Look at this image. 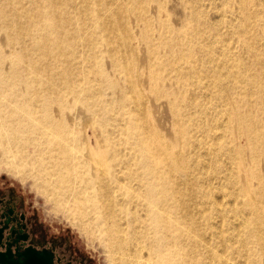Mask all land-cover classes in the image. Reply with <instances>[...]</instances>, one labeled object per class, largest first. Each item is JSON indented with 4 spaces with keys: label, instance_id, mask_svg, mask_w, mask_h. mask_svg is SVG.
Returning <instances> with one entry per match:
<instances>
[{
    "label": "bare ground",
    "instance_id": "6f19581e",
    "mask_svg": "<svg viewBox=\"0 0 264 264\" xmlns=\"http://www.w3.org/2000/svg\"><path fill=\"white\" fill-rule=\"evenodd\" d=\"M201 2L0 1V163L110 264H264V41L219 58Z\"/></svg>",
    "mask_w": 264,
    "mask_h": 264
},
{
    "label": "rangeland",
    "instance_id": "374dc122",
    "mask_svg": "<svg viewBox=\"0 0 264 264\" xmlns=\"http://www.w3.org/2000/svg\"><path fill=\"white\" fill-rule=\"evenodd\" d=\"M186 3L188 4L189 0H166V6L171 10H176L181 4ZM201 3L205 12L206 22L210 25H212V23L216 25V28H209L212 33H217L215 40L217 44L215 43L214 45L216 49V52L214 51L215 55L220 58L225 50L224 48H226L231 54L238 56V67L245 64L246 68L252 69L251 66L254 67L251 64L253 58L250 57L252 51L248 52L238 39H240L239 36L249 41L253 39L250 42L252 45L257 42L259 37H263L264 41V20H254L250 17L248 19L249 23L245 24L248 20L244 21L241 14L240 0H202ZM24 5H27V2L24 1ZM254 7L255 5L251 6V9ZM262 14L264 16V12ZM257 16L262 15L258 12ZM173 25L180 28L182 23L180 19H176L173 20ZM219 35L221 39H223V42H225V45L221 41H218L217 38ZM173 41L174 39L171 40L172 43ZM173 44H175V42ZM260 59L261 65L263 66L264 57ZM232 63L228 65L230 66L228 70H231V72L237 68V66ZM229 71L228 73L230 74L231 72ZM229 79V83L232 87L235 86L237 83L236 79L230 76ZM254 99H256V97L253 98L252 102ZM20 134L22 135L24 133ZM25 150L31 151L32 148L31 146H27ZM6 167L8 166H4L0 163L1 187L9 186L19 191L29 205H34L40 219L51 225L55 234L67 237L76 250L89 257L92 264H110L107 252L99 243L98 239L90 233L86 235L80 233L78 227L74 224L72 211L75 209L76 204L69 201L56 209L53 197L45 192L42 185L43 183L38 178L39 176L44 181L43 177L39 175L37 168L34 167L33 164L30 165V167L23 166L21 168H14L18 171V175L16 174L17 176L10 174L6 170Z\"/></svg>",
    "mask_w": 264,
    "mask_h": 264
},
{
    "label": "flooded vegetation",
    "instance_id": "af4514ba",
    "mask_svg": "<svg viewBox=\"0 0 264 264\" xmlns=\"http://www.w3.org/2000/svg\"><path fill=\"white\" fill-rule=\"evenodd\" d=\"M25 249L44 252L51 264H92L67 237L55 234L19 191L0 186V255L16 258Z\"/></svg>",
    "mask_w": 264,
    "mask_h": 264
},
{
    "label": "water",
    "instance_id": "95a60500",
    "mask_svg": "<svg viewBox=\"0 0 264 264\" xmlns=\"http://www.w3.org/2000/svg\"><path fill=\"white\" fill-rule=\"evenodd\" d=\"M0 264H51V260L44 252L25 249L16 258H4L0 255Z\"/></svg>",
    "mask_w": 264,
    "mask_h": 264
}]
</instances>
